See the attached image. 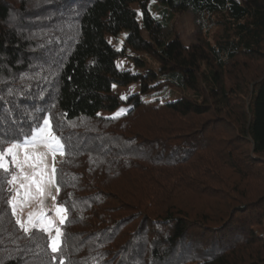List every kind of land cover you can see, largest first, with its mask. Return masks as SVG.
<instances>
[{
    "label": "trees",
    "instance_id": "1",
    "mask_svg": "<svg viewBox=\"0 0 264 264\" xmlns=\"http://www.w3.org/2000/svg\"><path fill=\"white\" fill-rule=\"evenodd\" d=\"M45 119L62 242L16 223L0 171V264H264V0H0V151Z\"/></svg>",
    "mask_w": 264,
    "mask_h": 264
},
{
    "label": "snow or ice",
    "instance_id": "2",
    "mask_svg": "<svg viewBox=\"0 0 264 264\" xmlns=\"http://www.w3.org/2000/svg\"><path fill=\"white\" fill-rule=\"evenodd\" d=\"M143 15V13H140ZM126 99V97H121ZM43 127L39 128L31 139L21 142H12L4 151H0V171L10 175L7 180L9 185H16L19 179V188L23 190V197L40 198L45 195L51 196V188L56 186V168L54 166L55 154H63L64 145L60 139L53 134L49 120L43 121ZM52 155V162L48 160V156ZM6 157L11 158V163L15 166L16 171L11 173L6 164ZM12 191V189H9ZM20 191L16 192V197H20ZM16 197L11 200L13 215L16 214ZM55 200V196H52ZM66 210L63 207L56 209V214L59 216V222L63 224L66 220ZM17 224L28 232L32 228H39L49 234L51 239V251L56 253L59 248L60 237L62 235L59 227L55 228V235H52L53 221L48 219L41 212L36 215L30 214L27 219V224L23 223L19 218ZM55 258V257H54Z\"/></svg>",
    "mask_w": 264,
    "mask_h": 264
},
{
    "label": "rangeland",
    "instance_id": "3",
    "mask_svg": "<svg viewBox=\"0 0 264 264\" xmlns=\"http://www.w3.org/2000/svg\"><path fill=\"white\" fill-rule=\"evenodd\" d=\"M170 23H171V28L173 29V31L180 37L179 39H181L182 42L185 43V45L191 46V45L196 44L198 42V39H199L198 37H200V31H199L198 27L195 26V20L191 14H189V13L178 14L177 13L174 16L173 20H171ZM215 32L216 31H213L211 35L215 36L214 35ZM207 35H208V33H207ZM140 57L148 63V66H151L153 68L158 67L157 63L153 60H150V58H148L147 56L142 55ZM116 65H117L116 67H118L120 70L129 71L131 73H141L143 70V68L137 66L133 60H130L127 58L118 60ZM249 65L253 70H256V71L258 70V67H259V69L262 67L261 65L257 66V64H250L249 63ZM230 84H231V82H230ZM114 91H115V93L119 94L121 97H129V94L131 95L133 93H138L139 87H138V85H134V86H131L129 88L114 87ZM165 93H169V91H167V90L164 91L162 93V95H164ZM178 93L179 92L176 90L173 91L174 95L171 98V100L175 96H178ZM152 94H154V93H152ZM149 97H151V95H149ZM126 113H127L126 110H121L115 114H107L106 113L105 115L102 114V116H104V118L105 117H118V116L124 115ZM223 136H224L225 140L230 141L232 139H235L236 135H235V133L228 131V132H224ZM29 139H31V137L28 138L27 140H29ZM63 157H64V150H63V154H60V153L55 154V160H54L55 168H57L59 163L63 160L62 159ZM52 159H53L52 155H49L48 160L50 163L52 162ZM6 164L9 167V170L10 169L14 170L13 173L16 171L15 166L11 163L10 157H6ZM223 175L225 176V173ZM19 184H20V181L18 179L16 182V185L11 186L12 191H13L12 199H13V197H16L17 191H20V193H21L20 197H16L17 207H16V214L14 215L16 220H17V218H19L23 223L27 224V219H28V216L30 214L36 215L38 213L43 212L48 219L53 221L52 235L53 236L55 235V228L56 227H59L61 230V233H62V226L64 223L61 224L59 222V216H57V214H56V209L59 207H63V206L57 204V202H56V197L58 194L56 186L51 188V193H52L51 196L47 195L48 189L46 188L45 189V195L43 197H40V198H33V197L24 198L23 197V190L19 188ZM215 187L216 188L219 187V189L222 188V186L218 185V184H215ZM52 196H55V200L52 199ZM12 199H10V200H12ZM198 202H197V204H198ZM207 202H209V201L203 200V202H199V204H205ZM214 202H216V201H211V203H214ZM65 215H66V212H65ZM33 229L40 230L39 228H32L30 230H33ZM47 236L49 237V234ZM61 242H62V236L60 237L59 247L61 245ZM50 244H51V239H50Z\"/></svg>",
    "mask_w": 264,
    "mask_h": 264
}]
</instances>
